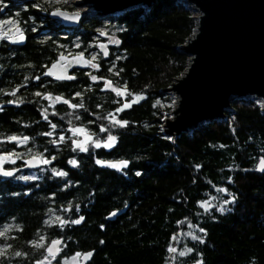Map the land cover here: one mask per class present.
<instances>
[{
	"label": "trees",
	"instance_id": "16d2710c",
	"mask_svg": "<svg viewBox=\"0 0 264 264\" xmlns=\"http://www.w3.org/2000/svg\"><path fill=\"white\" fill-rule=\"evenodd\" d=\"M107 20L119 43L109 46L106 58L98 54L97 67L79 70L52 89L63 101L45 108L46 127L34 104L0 109V135H32L28 150L49 158L35 178L0 175V264L44 258L58 264L86 250H93L87 264H264V170L257 166L264 160L261 105L253 98L234 99L227 119L175 137L164 134L166 88L185 69L181 45L196 20L180 0H157L150 9L139 6ZM101 23L98 16L82 17L73 35L75 50L87 52ZM45 27L44 37L23 49L28 68L72 50L66 48L72 37L48 16ZM75 127L116 142L110 148L88 144L81 151L67 136ZM107 161L127 164L113 168ZM124 206V214L106 219ZM53 238H62L54 258L46 252Z\"/></svg>",
	"mask_w": 264,
	"mask_h": 264
},
{
	"label": "water",
	"instance_id": "95a60500",
	"mask_svg": "<svg viewBox=\"0 0 264 264\" xmlns=\"http://www.w3.org/2000/svg\"><path fill=\"white\" fill-rule=\"evenodd\" d=\"M156 1L83 0L82 3L96 10V16L108 17L139 6L150 9ZM180 1L197 11L196 25L193 33L181 45V51L188 55L189 62L166 88L177 96V100L172 115L163 120V133L175 137L203 122L227 119L226 110L234 99L253 98L264 111V0ZM48 17L59 20L62 27L69 28L80 23L82 14L56 8L48 12ZM23 37V40L16 37L13 42L23 45ZM96 49L104 58L110 50L108 42L104 40L96 42ZM81 56L84 61H90L84 52L73 55L61 53L47 66L46 73L56 80L71 81L74 77L70 73L72 68L86 70L90 67V64L75 62ZM41 165V158L34 155L26 158L23 168L36 170ZM4 172L11 171L0 168V173ZM126 210L127 206L113 209L106 219L114 221ZM171 238L173 240L174 235ZM54 241L59 243L53 246ZM61 245L62 238L51 239L46 245L47 254L56 257ZM49 248H53L54 257L49 253ZM173 249L175 245L172 252ZM92 256L93 250L80 252L79 264H87ZM184 264L198 263L191 261Z\"/></svg>",
	"mask_w": 264,
	"mask_h": 264
},
{
	"label": "flooded vegetation",
	"instance_id": "af4514ba",
	"mask_svg": "<svg viewBox=\"0 0 264 264\" xmlns=\"http://www.w3.org/2000/svg\"><path fill=\"white\" fill-rule=\"evenodd\" d=\"M31 1L32 0H6V3L1 2L0 4V33H6V35L0 36V109L10 107L16 108L20 103L34 104L38 106L39 120L43 122V126L46 127L45 123L47 116L45 114V108L47 106L51 108L55 107L58 103L63 101L61 92H52V89L59 87L62 82L70 81H64L62 79L56 80L46 73L47 66L56 60L57 56L61 53L56 55L54 60L49 64L46 65L42 63L44 66L34 69L28 68L30 65L29 62L23 60L28 57V54L23 51L27 43L30 42V40H37L40 37H44L46 30H49L45 27L48 13L46 14V10L42 11L44 5L42 3L36 4L35 2L33 6H30V3H32ZM31 7L33 10H31ZM4 20H7V22H2ZM58 27L59 29L63 28L60 21H58ZM17 29H19V32H17ZM20 34L25 36V43L23 45H18L13 42ZM77 71L79 70L72 68L70 73L74 76ZM37 93H39V95H37ZM57 97L60 99L56 100ZM48 103L53 104L48 105ZM42 134L46 135L44 129ZM9 137H17V139L10 140ZM25 138H27L26 142L21 143L20 141H23ZM31 138L32 135L28 134L14 135L12 133H4L0 135V142L3 144L0 146V155L17 154L18 152L26 154V158L38 155L42 161L40 167L42 168V166L47 164L43 162L44 159L49 161V158L42 156L35 149L28 150L29 145H31ZM9 143L13 148L9 151L3 150L2 147ZM25 146L27 147L25 148L26 150L20 149ZM25 160H19V166H17L16 169L19 168L22 171H33L35 173L40 169H24L23 165ZM9 167L10 165L8 164L0 163V168L9 170L13 174V168ZM0 175L4 174L0 173Z\"/></svg>",
	"mask_w": 264,
	"mask_h": 264
},
{
	"label": "rangeland",
	"instance_id": "374dc122",
	"mask_svg": "<svg viewBox=\"0 0 264 264\" xmlns=\"http://www.w3.org/2000/svg\"><path fill=\"white\" fill-rule=\"evenodd\" d=\"M5 1L6 0H0V4H1V2L4 3ZM43 2L46 5H44V7H43L44 9L42 8V11L46 10V14L48 13L46 8L50 7L49 8L50 10L56 9V8H62V9H66L69 11H78L82 14V17L83 16H96V12L94 13L88 4L82 3L83 0H81V2H78L77 0H42V3ZM185 5H187V4H185ZM2 6H5V5H2ZM188 8L192 12L193 17L196 20L197 11H195L193 8H191L189 6H188ZM112 15H117V14H112ZM109 16H111V15H109ZM108 17H99V19L102 21L101 26H99L97 28L98 33L96 35H93L92 36L93 38H91V40H89L88 44L84 47V48H86L87 52L84 49L83 50H75V47L79 46L78 41L75 38L76 36L73 37L74 33L77 31V29H75V27H69L67 29L66 28H62V29L60 28L59 32H61L65 37H67V36L72 37L71 38L72 39L71 44L66 47V48H70L72 50L69 52H61V53L73 55L75 53L84 52L90 58V61H91L90 68H93L92 64L96 65V60L98 58V54L100 53L96 48H93L94 46L96 47V42L98 40H104V41L108 42L109 46L111 44H115L112 41L116 40V38L112 34L113 31L110 32V30L112 29V27H110V26H114V25L109 24V21L107 20ZM50 20H51L52 25H54V26L58 25L59 20H54V19H50ZM2 22H7V20H4ZM195 25H196V22H195ZM195 25H194V27H195ZM71 28H73V29H71ZM47 31L48 30H46V32ZM101 33H103V35ZM100 37H102V39H100ZM93 57H95L94 60H93ZM187 60H188V55H187ZM186 65H187V62H186ZM121 93L124 94L123 91H121ZM167 94L169 95L168 103H170V109L167 112V115L163 118V120L166 117H170L172 115L171 111H172L173 107L176 105V100H177V96L172 91H167ZM52 104L53 103H48V105H52ZM73 129H82L83 131L81 133L74 134ZM67 136L69 138L70 143L75 147H76V144L74 143V141L84 142V147H86L88 144L95 146L97 142H99L100 145L104 147V144L108 142V137H109L108 136L107 138L100 139V140L95 139L94 135L88 133L82 127L70 128L69 132L67 133ZM60 137H63V134H60ZM87 137H91V139H87ZM105 148H109V147H105ZM0 157L5 158L3 160V162H0V163L8 164V165H10L9 168H13L12 176L15 179H21L24 181L25 178L31 179V178H35L37 176V174L33 171L26 172V171H22L19 168L16 169V167L19 166V164H18L19 160H25L26 154L18 152L17 154H1ZM44 161H46V159H44ZM106 164H108V165L119 164V162L118 161H107ZM220 210H222V208H220ZM35 264H55V262H53V260H51V259L44 258L42 260L37 261ZM58 264H79V253H76V254H73L70 256L62 257Z\"/></svg>",
	"mask_w": 264,
	"mask_h": 264
},
{
	"label": "snow or ice",
	"instance_id": "6c2138e0",
	"mask_svg": "<svg viewBox=\"0 0 264 264\" xmlns=\"http://www.w3.org/2000/svg\"><path fill=\"white\" fill-rule=\"evenodd\" d=\"M17 32H19V29H17ZM101 34L103 35V33H101ZM3 35H6V33H0V36H3ZM23 38H24V37H23L22 34H20V35L17 37V39H19V40H23ZM112 42H113V43H117V44L119 43L118 40H114V41H112ZM105 55H107V52H105ZM62 59H63V57H62ZM94 59H95V57H93V60H94ZM75 62H76V63H86V64H91V61H84V60L82 59V56L76 58V59H75ZM92 67L95 68V67H97V66H96L95 64H92ZM66 78L71 79L72 77H66ZM96 79H97L96 76H92V80H93V81H95ZM105 86H106V87H111L110 82H106V83H105ZM113 91H116L118 95H122V93H121L118 89H113ZM13 95H14V93H13ZM37 95H39V93H37ZM59 99H60L59 97L56 98V100H59ZM65 102H67V101H65ZM10 103H11V102H10ZM73 107H75V105H73ZM124 107H129V105L126 104V105H124ZM118 111H119V109H118ZM114 122H115V123H120L119 121H114ZM124 123H126V122H124ZM122 126H123V125H122ZM53 127H55V125H53ZM82 131H83L82 129H73L74 134L81 133ZM102 131H103V129H102ZM48 135H51V133H48ZM9 139H10V140H16L17 137H9ZM61 139H63V137H61ZM87 139H91V137H87ZM26 140H27V138H25L23 141H20V142H21V143H24V142H26ZM115 142H116V137H114V136H109V137H108V142L104 144V147H109V148H110V147H112V145H113ZM74 143L76 144V147H78L81 151H85V150H86V148L84 147V142L74 141ZM95 146H96L97 148H99L101 145H100L99 142H97ZM4 159H5L4 157H0V162H3ZM43 162H44V163H48V161H43ZM69 163L75 165V164H76V161H75V160H72V161H70ZM96 163H97V164H104L105 162L100 161V160H97ZM126 164H127V162L125 161V162H121V164H111L110 166L113 167V168H120L121 166H126ZM258 170H264V160H261ZM53 171H54V173H55L56 175H64V173H62V172H55V170H53ZM3 174H4L5 176H10V175H12L11 172H4ZM138 175H139V173H138ZM25 179H27V178H25ZM57 219L59 220V217H57ZM61 223H63V221H61ZM74 223H80V221H79V220H76V221H74ZM0 235H3V233H0ZM58 243H59V241H54V242H53V246H54L55 244H58ZM40 246H41V245H39V244L36 245V247H40ZM56 251H58V249H57ZM173 251H175V250L173 249ZM49 253H50L51 255H53V257H54L55 252L53 251V248H49ZM183 254H184V253H181V255H183ZM0 255H3V251H0ZM16 255H17V256H20L21 253L17 252ZM89 255H91V254H89Z\"/></svg>",
	"mask_w": 264,
	"mask_h": 264
},
{
	"label": "bare ground",
	"instance_id": "6f19581e",
	"mask_svg": "<svg viewBox=\"0 0 264 264\" xmlns=\"http://www.w3.org/2000/svg\"><path fill=\"white\" fill-rule=\"evenodd\" d=\"M77 1H78V2H81V0H77ZM134 8H136V7H134ZM146 8H148V7H146ZM91 9H92V8H91ZM130 9H132V8H130ZM128 10H129V9H128ZM92 11H93L94 13L96 12V10H93V9H92ZM125 11H127V10H125ZM123 12H124V11H123ZM120 13H122V12H120ZM188 62H189V61H188ZM188 62H187V63H188Z\"/></svg>",
	"mask_w": 264,
	"mask_h": 264
}]
</instances>
